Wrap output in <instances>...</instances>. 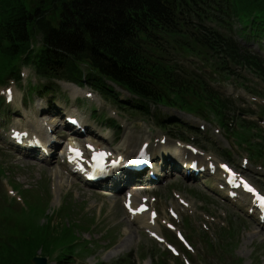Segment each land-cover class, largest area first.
Instances as JSON below:
<instances>
[{
	"label": "trees",
	"instance_id": "trees-1",
	"mask_svg": "<svg viewBox=\"0 0 264 264\" xmlns=\"http://www.w3.org/2000/svg\"><path fill=\"white\" fill-rule=\"evenodd\" d=\"M234 34L264 40V0H0V83L24 65L40 76L77 81L86 69L143 102L216 121L264 161V138L253 143L261 130L238 117L236 103L210 84L237 80L239 71L264 83V58ZM191 56L216 78L184 70L181 60ZM101 79L91 81L105 87ZM3 215L15 228L0 229V264H30L38 250L49 254L51 247L62 249V261L73 252L72 227L59 233L51 220L26 225L23 213Z\"/></svg>",
	"mask_w": 264,
	"mask_h": 264
},
{
	"label": "rangeland",
	"instance_id": "rangeland-1",
	"mask_svg": "<svg viewBox=\"0 0 264 264\" xmlns=\"http://www.w3.org/2000/svg\"><path fill=\"white\" fill-rule=\"evenodd\" d=\"M29 71V70H28ZM218 89H222L225 93H233L246 101V106H242L245 110H255L256 106L253 102V97L245 91L243 88L236 87L235 84L230 82L215 83ZM250 87H255L256 82L249 84ZM65 90V86H64ZM85 91L92 90L86 88ZM118 92L123 93V96H128L126 92L121 89H117ZM264 92V91H263ZM57 94L56 104L65 105L69 96ZM20 100V96L18 97ZM38 101L43 102V105L48 104L49 96L41 98ZM63 99V100H62ZM74 100V98H73ZM98 100H100L98 98ZM257 103L263 104L264 100H257ZM102 102V101H101ZM104 107L102 111L105 112V116H111L115 106L109 102L103 101ZM79 105L78 107H76ZM31 109L34 106H29ZM67 108L73 107L75 112L84 115L86 119H89L92 111L86 103L75 102L69 103ZM244 113V112H243ZM241 112V114H243ZM39 111L33 113L37 116ZM118 115L127 119V128L123 131L122 136L118 142L113 145L114 149H121L128 143L131 146V151L135 152L141 145V143L147 141L149 138H154L156 134L162 135L169 134L167 131H162L155 127V124L151 121H145L141 116L132 114H125L118 111ZM41 116H39L40 118ZM246 118H251V115ZM54 122L60 121L58 118H54ZM0 124H3V117L0 116ZM14 121H12V125ZM92 124H95L93 121ZM199 126V123H195ZM99 131H105L104 126H97ZM209 134L204 138L210 140L209 143L199 145V148L204 150L207 154L212 155L215 158L223 161L221 158V150L228 149L232 142L227 141L226 137H229L224 130H221L216 123H209L207 125ZM214 128L220 129V133H215ZM61 141L60 137H57ZM191 143L196 144V140L193 136L190 139ZM204 142V140L202 139ZM173 146H176V142H171ZM217 145V147L215 146ZM61 148V146L59 147ZM220 148L221 150H218ZM218 150V151H217ZM221 151V152H219ZM240 156H248L245 151L235 152L234 157L238 161ZM256 165L254 162H251ZM259 166V165H257ZM255 167V166H254ZM0 169H2L4 175H0V202H3L2 196L6 194V185L11 187H19L18 193L24 199L23 211L26 215L32 218L37 217L39 214L52 215L53 219L51 225H54L58 231L63 226H75L76 240L75 250L82 251V257L91 250L89 255H86L84 260L78 261V264H114L117 260L125 257L128 253L133 251L137 252L135 258L136 264H152V260L149 253L150 246H153L148 240L138 231L136 225L129 224L121 207L120 198L116 194L104 193L101 191H91L84 188L79 184V181L73 180L66 175V172L56 163L52 161L49 164H41L30 158H23L17 155H9L0 152ZM253 176L252 172L249 173ZM262 178V177H259ZM172 186L181 191L189 192L192 184L181 180H176ZM197 190H191L192 193L199 195V197L190 196L187 193H182V197L194 203L200 210L210 215L216 221L211 226L210 234L214 237L217 235V230L220 226H225L228 219L234 223L236 233L233 239L228 245V249L225 247L226 261L223 260V264H264V232L260 231L257 224L253 222L244 212H238L232 205L224 203H216L211 199L210 193H213V187H207L202 185ZM166 188L156 187L148 192L150 196L158 197V208L162 210L163 214H166V206L169 204L168 199H165ZM146 195V194H143ZM208 198V199H207ZM67 208L64 212L63 209ZM1 209V206H0ZM59 212V215H56ZM230 217V218H229ZM1 219V216H0ZM46 220L41 219L40 223H44ZM9 228V227H8ZM203 228L201 227L200 231ZM199 231V232H200ZM204 231V230H203ZM6 232V231H5ZM6 236V234H4ZM199 240V238H198ZM196 239L193 244L197 243ZM227 243V241H225ZM199 247V245H198ZM200 250L196 247V251ZM155 252V251H153ZM200 252V251H199ZM198 253V251H197ZM217 257L218 254L214 253ZM199 258V253H198ZM197 261V259H196ZM213 263H218L220 260L210 259ZM130 264V263H128Z\"/></svg>",
	"mask_w": 264,
	"mask_h": 264
},
{
	"label": "bare ground",
	"instance_id": "bare-ground-1",
	"mask_svg": "<svg viewBox=\"0 0 264 264\" xmlns=\"http://www.w3.org/2000/svg\"><path fill=\"white\" fill-rule=\"evenodd\" d=\"M30 128L33 129L32 127H30ZM34 131H36V133H35L36 135H40V134L37 132V130L34 129ZM41 136H42V134H41ZM161 149H162V147H161ZM127 154H128V153H127ZM187 155H188V152H187L186 150H184V149H183V150L180 149L179 152H178V156H179V158L182 159L184 162H186L185 159H186V156H187ZM189 158H190V155L187 156V160H188Z\"/></svg>",
	"mask_w": 264,
	"mask_h": 264
},
{
	"label": "snow or ice",
	"instance_id": "snow-or-ice-1",
	"mask_svg": "<svg viewBox=\"0 0 264 264\" xmlns=\"http://www.w3.org/2000/svg\"><path fill=\"white\" fill-rule=\"evenodd\" d=\"M242 183L244 184V187L249 191V192H253L254 193V189H252L249 185H247L246 182H243ZM257 195V200L259 201L260 203V206L261 208H264V197H261L259 196V194H256Z\"/></svg>",
	"mask_w": 264,
	"mask_h": 264
},
{
	"label": "water",
	"instance_id": "water-1",
	"mask_svg": "<svg viewBox=\"0 0 264 264\" xmlns=\"http://www.w3.org/2000/svg\"><path fill=\"white\" fill-rule=\"evenodd\" d=\"M35 262H38V260L36 259V260H34Z\"/></svg>",
	"mask_w": 264,
	"mask_h": 264
}]
</instances>
